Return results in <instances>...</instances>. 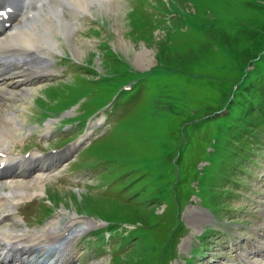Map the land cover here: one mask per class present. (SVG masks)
I'll return each instance as SVG.
<instances>
[{
  "label": "rangeland",
  "instance_id": "374dc122",
  "mask_svg": "<svg viewBox=\"0 0 264 264\" xmlns=\"http://www.w3.org/2000/svg\"><path fill=\"white\" fill-rule=\"evenodd\" d=\"M85 4L52 75L0 101L14 157L68 150L0 234L92 221L72 264H264V0Z\"/></svg>",
  "mask_w": 264,
  "mask_h": 264
},
{
  "label": "bare ground",
  "instance_id": "6f19581e",
  "mask_svg": "<svg viewBox=\"0 0 264 264\" xmlns=\"http://www.w3.org/2000/svg\"><path fill=\"white\" fill-rule=\"evenodd\" d=\"M85 3L86 0H0V101L11 100L6 97L9 87L24 88L52 75V54L61 50V36L63 41H72L79 18L85 16V10L88 11ZM100 3L98 7L103 10L105 4ZM66 7L75 9L72 17L65 13ZM5 79L9 82L3 85ZM4 114L0 106V207L36 195L39 182L47 173L43 170L53 169L55 161L68 153L67 150L63 155L29 153L23 158L14 157L7 146L15 140L17 131L13 123H5ZM39 163L43 169L38 168ZM43 163L47 166L44 167ZM5 187L8 191L4 190ZM4 212H0V224H5L6 218L9 220V215ZM83 224L86 226L77 228V222L71 220L61 230L49 229L44 237L34 238L17 235V226L11 224L7 235L0 234V250H6L3 257L0 253V264H72L68 250L93 226L92 221Z\"/></svg>",
  "mask_w": 264,
  "mask_h": 264
}]
</instances>
